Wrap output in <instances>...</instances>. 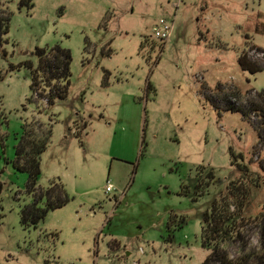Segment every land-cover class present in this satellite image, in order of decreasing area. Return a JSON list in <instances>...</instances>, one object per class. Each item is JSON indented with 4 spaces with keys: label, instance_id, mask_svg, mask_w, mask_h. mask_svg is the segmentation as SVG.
I'll use <instances>...</instances> for the list:
<instances>
[{
    "label": "rangeland",
    "instance_id": "1",
    "mask_svg": "<svg viewBox=\"0 0 264 264\" xmlns=\"http://www.w3.org/2000/svg\"><path fill=\"white\" fill-rule=\"evenodd\" d=\"M22 1L0 0L10 17L0 48V264H202L205 214L245 180L239 166L259 177L248 214L264 207V125L252 109L262 104L264 54L250 53L263 63L255 74L238 64L243 51L264 50V0ZM160 18L172 23L165 41L152 32ZM55 45L70 51L71 74L66 96L48 105L33 100L32 71L37 49ZM219 88L250 120L213 102ZM33 122L52 130L36 192L60 181L70 201L24 226L36 192L14 159Z\"/></svg>",
    "mask_w": 264,
    "mask_h": 264
},
{
    "label": "trees",
    "instance_id": "2",
    "mask_svg": "<svg viewBox=\"0 0 264 264\" xmlns=\"http://www.w3.org/2000/svg\"><path fill=\"white\" fill-rule=\"evenodd\" d=\"M27 1L28 6L31 7L30 0ZM9 19V15L0 10V48L5 40L6 33L9 31ZM148 44L147 40L142 42L141 48ZM255 50L264 54L263 49L253 46L248 51H243L238 58L240 68L251 74L259 72L264 63L259 64L252 60L250 53ZM37 54L39 56L38 69L32 71L31 89L33 100H44L50 105L56 98H64L68 92L71 74L70 51L55 45L51 49H37ZM39 86L42 87L45 94L37 93L36 90L39 89ZM148 87L152 89L151 84ZM223 89L220 90L219 88V94L212 97L213 102L223 104L225 109L241 110L244 117L250 120L246 110L234 105L228 100L226 94L221 95ZM258 96L262 104L256 102L252 105V109L257 114L260 110L258 116L260 117V123L264 125V94L261 93ZM207 97L209 98L211 95L207 93ZM261 124H259V127H262ZM51 135V127H43V125L33 122L24 126L22 136L18 142L14 166L18 170L28 173L27 191L30 194L37 191V183L41 172V155L47 149ZM76 135L81 137L79 132ZM239 169L245 171V180L239 179L231 182L226 193L219 200L213 202L210 213L205 214L201 245L208 251V255L202 264H264V207L256 215H249L247 210L253 193L252 188L259 186V177L258 179L255 178V174L249 171L246 166H239ZM1 188L0 184V193ZM181 192L188 194V188L184 183H182ZM69 201L70 197L64 185L60 181L54 180L46 189L40 188L34 194L33 202L21 209V223L24 226H37L40 221L44 220L49 211L61 208ZM251 227L257 229V245L250 242L247 232ZM230 248L235 249L234 254L230 251Z\"/></svg>",
    "mask_w": 264,
    "mask_h": 264
},
{
    "label": "built area",
    "instance_id": "3",
    "mask_svg": "<svg viewBox=\"0 0 264 264\" xmlns=\"http://www.w3.org/2000/svg\"><path fill=\"white\" fill-rule=\"evenodd\" d=\"M153 36L159 40H167L171 36L172 23L165 18H160L152 28ZM113 191L112 186L108 183L106 193Z\"/></svg>",
    "mask_w": 264,
    "mask_h": 264
}]
</instances>
